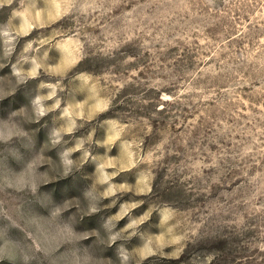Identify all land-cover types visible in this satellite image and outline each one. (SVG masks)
<instances>
[{
    "label": "rangeland",
    "instance_id": "1",
    "mask_svg": "<svg viewBox=\"0 0 264 264\" xmlns=\"http://www.w3.org/2000/svg\"><path fill=\"white\" fill-rule=\"evenodd\" d=\"M0 264H264V0H0Z\"/></svg>",
    "mask_w": 264,
    "mask_h": 264
},
{
    "label": "clouds",
    "instance_id": "2",
    "mask_svg": "<svg viewBox=\"0 0 264 264\" xmlns=\"http://www.w3.org/2000/svg\"><path fill=\"white\" fill-rule=\"evenodd\" d=\"M9 2H10V0H9Z\"/></svg>",
    "mask_w": 264,
    "mask_h": 264
}]
</instances>
